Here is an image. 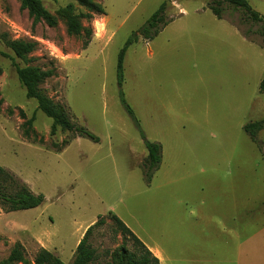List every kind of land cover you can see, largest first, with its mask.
Instances as JSON below:
<instances>
[{
	"label": "rangeland",
	"instance_id": "374dc122",
	"mask_svg": "<svg viewBox=\"0 0 264 264\" xmlns=\"http://www.w3.org/2000/svg\"><path fill=\"white\" fill-rule=\"evenodd\" d=\"M97 1L105 14L85 20L86 45L63 20L34 23L20 0H0V165L44 197L17 211L0 203V261L21 244L29 264L41 248L71 264L102 218L89 238L92 264H115L117 248L136 249L116 214L163 264H264V127L258 141L245 129L264 120L259 25L228 5L218 17L212 0H168V23L128 47L121 86L120 52L166 0ZM42 2L52 13L69 2L87 12L78 0ZM249 2L264 16V0ZM3 34L36 49L23 60ZM16 64L53 70L42 88L99 140L78 135L57 150L75 132L51 133L53 119L27 97ZM147 139L162 146L151 174Z\"/></svg>",
	"mask_w": 264,
	"mask_h": 264
},
{
	"label": "trees",
	"instance_id": "16d2710c",
	"mask_svg": "<svg viewBox=\"0 0 264 264\" xmlns=\"http://www.w3.org/2000/svg\"><path fill=\"white\" fill-rule=\"evenodd\" d=\"M23 9H27L30 16L33 17L34 23L41 21L46 22L50 26H55L59 20H63L66 25V31L69 35H74L85 40L88 45L90 38L93 35V28L85 24L86 19L93 18L95 13L105 14L104 7L97 0H78V3L87 8V12L78 11L76 3L69 2L65 6L59 7L55 13L50 12L43 4L42 0H20ZM167 4L168 0L164 1L159 9L155 11L149 18L147 23L136 33H134L127 41L125 47L119 54L117 76L118 82L122 86L124 81V56L128 47L138 41L139 36L145 39H152L156 36L160 29L165 26L167 21ZM226 5L239 9L242 12V21L244 23H253L259 25L257 32L264 36V16L257 10L253 9L249 0H212L209 4L211 10L218 17L222 18L226 10ZM245 34L248 36L249 31ZM3 40L6 45L14 52V54L25 60L36 49V42L23 39H13L8 34H3ZM18 78L22 85L26 88L28 98L37 100L38 108L41 109L47 116L53 119L51 133L56 134L60 127L64 131L75 132V135L69 139L63 140L61 144L56 143L57 150H62L76 136H87L95 140H99L92 132L85 127H80L73 121L66 108L56 103L49 97L42 84L44 81L54 75L51 69H42L39 66H19L16 64ZM260 89L264 92V80L260 84ZM122 101L127 107L128 112L133 116L135 121L138 120L133 109L127 103L124 94L122 93ZM264 127V120L248 123L245 125L246 131L254 141H258V131ZM148 155L145 158V168L150 174L159 168L162 161V146L159 142L151 140L145 141ZM44 201L41 194L34 193L30 187L19 180L15 175L0 165V203L7 211H17L23 209H31L40 206ZM114 221L120 227L124 235L130 236L136 246L135 251L129 249L126 244L117 248L112 257L115 264H160L159 258L151 251V249L124 223L116 214H112ZM104 223L101 218L94 224L88 227L83 238L80 240L75 258L71 264H92L97 258L95 248L89 243V238L94 229ZM22 262L29 264L30 260L26 257L21 244H16L10 255L0 261V264H14ZM35 264H67L60 257L46 248H41L35 258Z\"/></svg>",
	"mask_w": 264,
	"mask_h": 264
},
{
	"label": "crops",
	"instance_id": "0c3cea01",
	"mask_svg": "<svg viewBox=\"0 0 264 264\" xmlns=\"http://www.w3.org/2000/svg\"><path fill=\"white\" fill-rule=\"evenodd\" d=\"M151 249V251L159 258L160 260V264H163V257L161 255V251L159 249H154L152 247H149Z\"/></svg>",
	"mask_w": 264,
	"mask_h": 264
}]
</instances>
